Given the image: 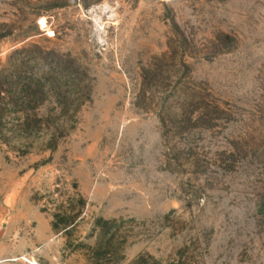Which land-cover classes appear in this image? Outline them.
<instances>
[{"label": "rangeland", "instance_id": "obj_1", "mask_svg": "<svg viewBox=\"0 0 264 264\" xmlns=\"http://www.w3.org/2000/svg\"><path fill=\"white\" fill-rule=\"evenodd\" d=\"M2 264H264V0H0Z\"/></svg>", "mask_w": 264, "mask_h": 264}, {"label": "built area", "instance_id": "obj_2", "mask_svg": "<svg viewBox=\"0 0 264 264\" xmlns=\"http://www.w3.org/2000/svg\"><path fill=\"white\" fill-rule=\"evenodd\" d=\"M0 264H2V262L0 261Z\"/></svg>", "mask_w": 264, "mask_h": 264}]
</instances>
